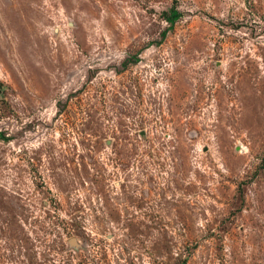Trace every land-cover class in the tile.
<instances>
[{
	"label": "rangeland",
	"instance_id": "1",
	"mask_svg": "<svg viewBox=\"0 0 264 264\" xmlns=\"http://www.w3.org/2000/svg\"><path fill=\"white\" fill-rule=\"evenodd\" d=\"M0 264H264V0H0Z\"/></svg>",
	"mask_w": 264,
	"mask_h": 264
}]
</instances>
